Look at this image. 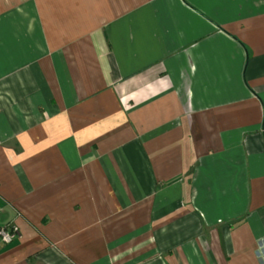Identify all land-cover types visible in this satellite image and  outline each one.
<instances>
[{"label":"crops","instance_id":"obj_1","mask_svg":"<svg viewBox=\"0 0 264 264\" xmlns=\"http://www.w3.org/2000/svg\"><path fill=\"white\" fill-rule=\"evenodd\" d=\"M0 264H264V0H0Z\"/></svg>","mask_w":264,"mask_h":264},{"label":"built area","instance_id":"obj_2","mask_svg":"<svg viewBox=\"0 0 264 264\" xmlns=\"http://www.w3.org/2000/svg\"><path fill=\"white\" fill-rule=\"evenodd\" d=\"M21 238V231L17 225H6L0 227V244L10 245Z\"/></svg>","mask_w":264,"mask_h":264}]
</instances>
